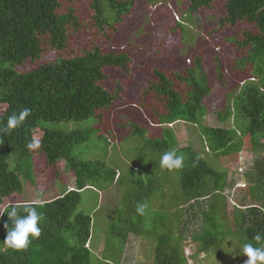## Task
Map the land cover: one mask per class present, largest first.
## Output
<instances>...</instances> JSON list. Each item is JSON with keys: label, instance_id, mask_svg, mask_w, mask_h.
<instances>
[{"label": "trees", "instance_id": "obj_1", "mask_svg": "<svg viewBox=\"0 0 264 264\" xmlns=\"http://www.w3.org/2000/svg\"><path fill=\"white\" fill-rule=\"evenodd\" d=\"M146 1L151 4L159 0ZM184 4L191 23L196 15H218L211 36L233 31V45L240 57L235 61L234 72L242 66L245 82L230 86L234 80L227 77L220 61L216 59L217 74L212 75L205 58L199 55L194 56L183 70L152 69L140 93V107L149 113L154 126L166 128L168 138L149 140L146 146L161 157L178 144V137L169 125L183 121L202 127V117L207 111L204 102L212 95L216 84L222 83L228 92V102L219 116L220 121L233 118L235 124L245 130L238 134L236 129L200 128L216 153H239L244 144H250L259 155L249 181L251 197L256 203L238 205L230 225L226 219V203L215 196L220 189L224 193L227 175L215 172L203 155L192 147L180 149L185 157L183 167L179 169L181 204L195 208L196 202H204L196 214L197 218L198 215L204 218L202 233L192 236L200 242L194 258L205 252L219 254L231 240L240 247L245 242L264 246V194L257 195L258 189L264 192V0H185ZM136 7L137 0H0V63L6 66L0 71V106L5 105L0 113V205L5 198L23 193L20 174L11 163L14 156L31 160L36 177V158L41 159L47 177L49 170L59 173L64 164L74 172L76 185L51 202L19 207L22 215H26L22 211L25 207L36 208L42 217L38 225L41 235L34 240L30 237L31 243L25 250L14 251L7 247V251L0 253V264H93L94 253L86 247L91 239L92 218L78 212V207L83 191L95 187L91 184L93 181L113 186L118 174L113 172L100 177L106 168L104 163L80 162L73 156V148L86 141L84 132L66 135L43 128L40 123L102 121L103 111L113 110L116 103L125 102L123 85L109 92L101 84L109 79L105 73L107 69H117L127 77H133L134 61L129 52L105 53L100 47L76 48L73 40L89 28L95 37L112 41L120 27L133 18ZM168 18L172 20L170 14ZM174 21V33L181 31L183 24ZM49 51H57L61 58L32 71L17 70L38 61ZM24 108L30 109L31 115L15 130L5 131L7 119ZM146 134L147 129L133 125L125 137ZM33 140L39 141L40 147L30 150L27 145ZM139 161H143V165L148 162L143 175L136 174L140 173L136 168L132 170L131 178L125 179L121 174L117 178L125 189L134 190L135 204L148 200L161 178L160 159L156 162L143 160L140 156ZM7 208L0 216V229L5 233L4 225L11 224ZM117 221L129 224L132 218L121 213ZM121 226L116 223L111 229L112 235L121 236L117 232L123 229ZM63 231L72 238L69 253L65 249L69 242L57 237ZM127 234L122 236L126 238ZM257 234L262 237L260 242L253 239ZM166 238L160 237V241H166ZM184 238H181L179 249L175 246L159 251L155 264H188L183 250ZM41 247L46 250L39 249ZM59 249H62L63 258L55 261L57 256L53 254ZM45 251L50 252L51 258L44 255ZM226 254L230 258L231 255ZM103 262L114 264L106 259Z\"/></svg>", "mask_w": 264, "mask_h": 264}, {"label": "rangeland", "instance_id": "obj_2", "mask_svg": "<svg viewBox=\"0 0 264 264\" xmlns=\"http://www.w3.org/2000/svg\"><path fill=\"white\" fill-rule=\"evenodd\" d=\"M184 3L185 0H159L148 4L146 0H137L133 18L120 27L110 42L95 37L94 32H89V28L78 34L73 40L76 48L100 47L105 53L124 50L129 52L134 61L133 77H127L117 69H107L105 73L109 79L101 84L109 92L115 91L118 85H123L126 88L125 102L116 103L113 110L103 111L102 121L40 123L43 128L60 131L66 135L84 132L86 141L73 148V156L80 162L104 163L106 168L100 173V177L112 175L113 172L118 174L113 186L101 184L98 180L93 181L91 184L95 187L83 191L82 202L78 207V212L92 218L91 239L86 247L94 253L93 264H103L105 259L113 261L114 264H155L159 251L175 246L179 249L183 237H185L183 250L188 257V264H244L247 259L237 255H242V247L237 246L235 240L227 242L219 254L214 251L205 252L200 253L198 258H194L200 242L192 239V236L202 233L204 218L201 215L197 218L196 214L204 202H196L195 208L181 204L179 169L160 168V182L153 187V195L145 201L148 207L143 215L136 211L138 204L133 201L134 190L130 187L125 189L117 182L119 174L129 179L133 175L132 170L136 168L140 169V173L136 174L143 175V169L148 162L143 165V161H139L140 156H143V160L152 159L156 162L161 159L160 155L156 156L157 153H154L150 146H146L147 142L152 139L168 138L166 128L156 124L154 126L149 113L140 107V93L152 69L169 72L183 70L194 56L199 55L205 58L212 75L217 74L216 59L219 60L227 77L234 80L230 86L242 85L241 83L245 82L241 72L242 66L238 67L236 73L234 72L235 61L240 57L233 45V31L226 30L211 36L210 31L215 28L218 15H196L194 23H191L190 13L186 14L187 7ZM168 14L172 20L168 18ZM174 19L183 24L181 31L175 33ZM85 27H88V24ZM84 32L87 33L84 35ZM60 58L57 51H49L38 61L17 70L32 71ZM5 67L0 63V71ZM224 88L222 83H217L212 95L205 100L204 105L207 111L202 117V127L236 129L238 134H241L245 128L240 129L233 118L227 122L220 121L219 116L224 112L228 102V92ZM4 108L5 105L0 106V113ZM133 125L147 129V134L143 137H125ZM200 127L183 121L169 125L178 137L177 147L171 151H177V155L185 158L180 149L192 147L203 155L215 172L227 175L224 193L220 189L215 196L226 203V219L232 225L235 208L256 203L251 197L249 181L252 178L251 174L255 172V163L259 155L253 151L250 144H244L239 153L227 151L216 153L210 148L211 142ZM142 152L144 154H141ZM40 160L36 158V177L31 160L20 159L17 156L11 158V163L18 169L23 182V193H16L5 198L0 205V216L7 207H9L8 210L12 206L19 209L22 205L30 203L51 202L73 187L75 176L71 169L62 164L59 173L51 169L47 177ZM103 192L105 196L101 199L100 194ZM263 194L264 192L258 189L257 195ZM121 213L131 217L132 222L119 223L117 220ZM116 223L118 226L122 224L123 229L117 231L121 236L112 235L111 229ZM126 234L127 237L124 238L122 235ZM6 235L7 233L0 229V253L7 251V246L3 244ZM163 236L167 238L162 242L160 237ZM57 237L69 242L65 247L66 253H69L72 238L68 236V232H59ZM39 249L46 250L42 247ZM226 253L231 255L230 258ZM44 255L51 258L50 252L45 251ZM53 255L57 256L54 258L55 261L62 260V249L55 250Z\"/></svg>", "mask_w": 264, "mask_h": 264}, {"label": "clouds", "instance_id": "obj_3", "mask_svg": "<svg viewBox=\"0 0 264 264\" xmlns=\"http://www.w3.org/2000/svg\"><path fill=\"white\" fill-rule=\"evenodd\" d=\"M31 115V110L28 108L22 109L19 114H13L7 119L5 131L15 130L20 126L27 117ZM27 147L31 149H38L40 147L39 141L33 140ZM184 158L177 155L175 151H167L162 154L160 159L161 168L167 170H176L183 167ZM148 204L146 202L140 203L136 207L138 214L143 215L147 209ZM26 215H22L21 211L15 206H12L7 211V217L11 224H5L4 227L7 230V235L4 241V245L14 251H21L28 248L31 243V239H38L41 235V228L38 226L42 217L37 212L35 207H25L22 210ZM257 242L262 240V237L257 234L253 237ZM231 242V241H230ZM242 255L246 257L244 264H264V246H254L251 242H245L242 244Z\"/></svg>", "mask_w": 264, "mask_h": 264}, {"label": "crops", "instance_id": "obj_4", "mask_svg": "<svg viewBox=\"0 0 264 264\" xmlns=\"http://www.w3.org/2000/svg\"><path fill=\"white\" fill-rule=\"evenodd\" d=\"M72 185H73V187L69 188V190H73V189L76 187V185H75V181H74V184H72ZM74 185H75V187H74ZM69 190H68V191H69ZM103 194H105V192H103V193L100 194V198H101V199H103V197L105 196V195H103ZM192 203H193V202H192Z\"/></svg>", "mask_w": 264, "mask_h": 264}]
</instances>
